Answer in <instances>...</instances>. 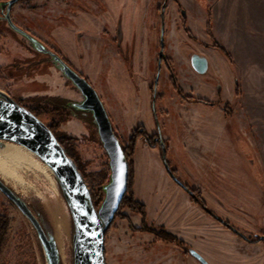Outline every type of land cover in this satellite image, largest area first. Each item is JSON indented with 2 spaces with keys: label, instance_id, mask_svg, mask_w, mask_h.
I'll return each instance as SVG.
<instances>
[{
  "label": "rangeland",
  "instance_id": "obj_1",
  "mask_svg": "<svg viewBox=\"0 0 264 264\" xmlns=\"http://www.w3.org/2000/svg\"><path fill=\"white\" fill-rule=\"evenodd\" d=\"M104 1L107 5L101 7L94 0L17 3L11 12L29 35L12 30L0 32V91L28 109L45 110L37 113L38 119L45 125H55L57 137L73 138L64 142L63 148L72 157L98 207L104 195L102 186L109 177L108 158L91 113L76 108L83 101L82 94L53 55L63 58L87 77L114 133L123 142L136 125L144 126L148 133H153L158 125L167 139L164 161L178 182L200 189L207 210L228 221L235 230L244 234L259 231L264 222V117L260 118L261 124L253 125L249 111L254 112V92H264L262 80H251L262 71L257 64L264 62V53L231 50L232 38L227 29L217 34V0H137L140 13L133 14L125 7L126 0L113 6ZM163 1L168 3L164 11L165 54L171 58L169 67L182 93L170 85L163 68L157 99L150 106L148 96L136 83L153 81L155 55L151 49L147 54L145 51L148 46L158 47L161 24L155 8ZM127 2L128 7H133L134 0ZM146 5L150 8L145 18ZM228 6L230 9L231 4ZM181 10L185 12L183 20ZM107 11L113 13L110 24L104 22ZM140 17L139 28L146 29L142 36L134 30ZM116 18L121 25L122 38L116 45L120 51L114 41ZM182 21L188 32L182 29ZM30 38L44 49L35 48ZM188 52L207 59V75L219 79L220 93L211 80H205L206 76L191 71ZM124 55L129 56L125 64ZM190 94L207 101L222 100L230 117L222 115L220 105L210 107L184 99ZM216 121L223 124L222 131L215 130ZM130 159L132 196L144 206L148 231L162 237L163 228L185 241L189 238L192 249L209 264L226 259L227 253L216 246L225 230L217 228V223L201 212L166 174L158 151L139 140ZM15 173L20 181H8L7 186L34 214L42 216L53 234L55 217L64 218L65 256L67 264H72L71 220L56 178L35 155L31 165L19 166ZM141 222L136 211L127 207L119 211L105 234L106 264H180V250L157 243L154 234L135 231ZM0 234V264H46L36 232L1 193ZM202 238L208 239L207 244Z\"/></svg>",
  "mask_w": 264,
  "mask_h": 264
},
{
  "label": "water",
  "instance_id": "obj_2",
  "mask_svg": "<svg viewBox=\"0 0 264 264\" xmlns=\"http://www.w3.org/2000/svg\"><path fill=\"white\" fill-rule=\"evenodd\" d=\"M16 1L11 0L7 10ZM6 18L8 19L7 15ZM31 41L35 46L36 41L34 39ZM53 56L59 68L82 94L83 101L76 108L91 113L99 141L108 158L109 177L102 186L104 195L101 203L98 207L94 206L90 191L76 164L66 154L47 125L26 107L19 105L1 91L0 142L16 144L33 153L56 178L71 220L72 264H106L105 233L127 190V162L94 90L57 56ZM190 64L200 75L205 74L208 68V61L202 55L193 54L190 57ZM0 193L29 221L42 246L46 264H60L54 234L44 231L36 214L1 178Z\"/></svg>",
  "mask_w": 264,
  "mask_h": 264
},
{
  "label": "flooded vegetation",
  "instance_id": "obj_3",
  "mask_svg": "<svg viewBox=\"0 0 264 264\" xmlns=\"http://www.w3.org/2000/svg\"><path fill=\"white\" fill-rule=\"evenodd\" d=\"M10 1L11 0H0V32L1 31L9 32L10 30H12L14 32H20L24 35H26V34L29 35L27 32H25L21 29L22 27H20L19 23L15 20V18L13 16V12H11L12 8L17 3L24 1V0H17L13 4H11L7 10V6H8V3ZM107 1L109 3L111 2V6H113L117 1H119L121 3L122 0H107ZM127 1L128 0L125 1V5H126L125 7H127L131 11V14L140 13L139 7L137 6V0H134L133 7H131V6L128 7ZM175 1L176 0H172V2H175ZM94 2L96 4V6H100V7L102 6V4L107 5L104 0H94ZM167 4L168 3L166 1L159 2L155 8L157 11V14L159 16V17H157V20L161 24V35L158 36V43H157L158 47H157V49L154 48V46H152L153 47L152 48L150 46L147 47V45H146L147 49H146L145 53L147 54L149 52V49H151L150 50L151 54L153 53L155 55L152 58V63L155 66V73H154L153 78L151 79L153 81L148 83L147 80H138L139 83H136V85L144 92L145 96H148V98H149L148 100H150L149 101L150 106H151V104H153L154 99H157L159 74L161 73V70L163 68H165L166 73H167L166 79L170 82V85L173 88H174V86L172 84V81L175 84V80H177L174 76V73L172 72V69L169 67V63L171 62V58L166 56V54H165L166 45L163 42L164 33H165L164 11L166 9ZM149 6L150 5H148V7H147V5H146V12L144 14L145 18H146V14L150 8ZM112 14L109 11H107L105 13V15H106V19L104 21L105 23L110 24ZM180 14H181L182 20H183L184 16H185V12L183 10H181ZM6 15L8 16V19L6 18ZM141 16H142V13H141ZM140 20H141V17L139 18V22L134 29L135 33L137 32L138 36H142L143 34L146 33L145 28H143V27L139 28L140 27ZM181 26L185 32H188V28L186 27V24L184 21H182ZM98 27H99V25H98ZM121 38H122L121 37V25H120V22L117 21V18H116V22L114 25V41H115V47L117 48V50H119V48L116 45L119 44V41L121 40ZM35 43H36L35 48H37L38 50H43L42 45L40 43H37V42H35ZM21 44L25 49H27V51H29L24 42H22ZM133 50H134V48L132 49V51ZM220 53H222V52L220 51ZM193 54L201 55V54L195 53V52L194 53L188 52L186 54L187 55L186 57L188 59L191 71L198 76H202V77L206 76L205 80H211L212 81L211 83L212 84L214 83V85L217 88L216 90L220 93L221 92V90H220L221 86L219 83V79L207 75L208 74V68H207L206 73L203 75L197 74L192 69L191 64H190V57ZM29 55H30V52H29ZM124 56L126 57L125 61H124V64H125L129 60V56H127V55H124ZM58 58L72 72H74L76 75H78L80 78H82L83 80H85L87 82V80H88L87 77L83 76L81 73H78L77 70H75V68L72 66L71 63L65 61L63 58L62 59L60 57H58ZM208 65H209V62H208ZM232 96H234V94H232ZM184 99H186L187 101H189L193 104H195V103L206 104L210 107H214L216 104L220 105V112L222 113V115H224L225 117H230V113L228 112L227 107L226 106L224 107V105H222V103H221L222 100L221 101L218 100L216 102L215 101H207V100H204L202 98L193 97L191 94L188 96H185ZM131 100L133 101V98H131ZM137 101H138V99H136V102ZM29 110L33 111L31 113H33L35 116H37V113L45 111L39 107L29 109ZM47 111H48V109H47ZM231 116H232V113H231ZM47 127L50 129L51 132H54V130L56 129V126L53 124H49V125H47ZM129 133H130L129 137H128V140L126 142H123L120 139V137L117 134H115L118 141H119L121 148L126 149V148H129V146L134 145V150H135L136 145L139 142V140H142L148 148L155 149L156 151H158L159 156L164 163L166 174L169 175V177L175 182V184L186 194V196L193 202V204H195V206L201 210V212H204L207 216L211 217L213 219V221H215L217 223L216 224L217 228L221 227L223 229V231L225 230L224 232H222V237L219 239V241L216 242V246L220 245L223 248H225L226 250L227 249L230 250L232 247L235 246V244L233 243V240L235 238L245 245H248V246L260 245L262 248H264V222L261 223V229L259 231L253 230V231H250V234L241 233L240 231L235 230L233 228V226H231L229 224L228 221H225L224 219L218 218L211 211L207 210V207H206V205L202 199L203 194H202V191L200 189H195L194 187H191V186H188V185H185L183 183L178 182L177 178L175 177L173 170H171L169 165L167 163H165V161H164L165 160V153H167V139L163 137L162 129H160L158 125H156V130L153 133H148L146 131L145 127L142 125H136L135 127H132V129ZM132 155H133V153H132ZM163 157H164V160H163ZM132 184H133V179H132ZM141 227H142V222H141V225H139V228H141ZM160 229L163 232V234H167L171 240H167L164 237H161L158 235L156 236L154 234V232L153 233L147 232V231H143V232H145L147 234H151L152 236L154 234L155 236H153V237L156 241H158L157 243L162 242V243L170 244V246L174 247L175 249L180 250L181 251L180 260H179L180 264H209L203 259V256L199 255L196 251H194L192 249L190 243L187 242V241H189V238H187V241H185L184 238L180 239L178 236L171 234V233H168L163 228H160ZM104 240H105V238H104ZM207 241H208L207 238H202V242L204 244H207ZM104 254H105V249H104ZM216 264H264V253L256 255V254H253L251 252V253H249L248 258L242 259L238 255H235L231 252H228L227 258L220 260L219 263H216Z\"/></svg>",
  "mask_w": 264,
  "mask_h": 264
},
{
  "label": "crops",
  "instance_id": "obj_4",
  "mask_svg": "<svg viewBox=\"0 0 264 264\" xmlns=\"http://www.w3.org/2000/svg\"><path fill=\"white\" fill-rule=\"evenodd\" d=\"M229 4H231L230 9ZM215 6L217 34L219 35L221 30L227 29L232 38L229 47L233 52L264 53V0H217ZM257 66L262 71L255 73L251 80L264 82V62H259ZM253 100L254 104L251 106L254 112L250 110L249 115L251 123L257 125L262 123L260 118L264 117V92H254ZM216 126V131H222L224 128L223 124H218L217 121ZM253 130L257 129L253 128ZM261 139V143L264 145V137ZM261 163L264 164V154H262ZM233 243L235 246L230 250H226L220 245L218 247L226 253L231 252L238 255L242 259L248 258L251 252L256 255L264 253V248L260 245L248 246L235 238Z\"/></svg>",
  "mask_w": 264,
  "mask_h": 264
},
{
  "label": "bare ground",
  "instance_id": "obj_5",
  "mask_svg": "<svg viewBox=\"0 0 264 264\" xmlns=\"http://www.w3.org/2000/svg\"><path fill=\"white\" fill-rule=\"evenodd\" d=\"M34 154L25 148L6 142H0V178L7 184L8 181L18 183L20 178L15 169L19 166H28L33 162ZM21 183V182H20ZM54 237L58 246L62 264H67L63 235L65 233V221L61 216L54 219Z\"/></svg>",
  "mask_w": 264,
  "mask_h": 264
},
{
  "label": "trees",
  "instance_id": "obj_6",
  "mask_svg": "<svg viewBox=\"0 0 264 264\" xmlns=\"http://www.w3.org/2000/svg\"><path fill=\"white\" fill-rule=\"evenodd\" d=\"M222 53H224V51L222 49H219ZM172 84L174 86V88L177 90L178 89V92L179 93H182L180 88H177L176 87V84H174V82L172 81ZM29 110V109H28ZM56 109H53L52 111H55ZM31 111V110H30ZM33 112V111H31ZM53 135L55 136L56 140L62 144V146L65 145L64 142H70L73 140V138L71 137H68V136H61V137H57L55 135L54 132H52ZM123 150V153H124V156H125V160L127 162V167H128V182H127V190H126V193L125 195L123 196L122 200H121V203H120V206H119V209L118 211L116 212L114 218L117 216V214L119 213V211L123 208V207H127L129 209H131L132 211H136L142 218V227L139 228V229H136L135 231H147V232H151L153 233L154 231L150 230L148 231V229L145 227V211H144V207L142 204H139L137 201H135L133 199V196H132V191H131V187H132V179H133V167H132V161L130 159V156L132 155L133 151H134V145H131L129 146V148H126V149H122ZM70 156V155H69ZM71 157V156H70ZM72 158V157H71ZM95 207H97V205H94ZM36 214V213H35ZM36 216L38 217V219L40 220L43 228H44V231L47 232V233H51V230L49 229L48 225L44 222L42 216L40 214H36ZM113 222V220H112ZM111 222V224H112ZM110 224V225H111ZM110 225L109 227L107 228L106 232L109 230L110 228ZM165 239L167 240H171L170 237L165 234L164 236ZM1 243H2V235L0 234V248H1Z\"/></svg>",
  "mask_w": 264,
  "mask_h": 264
}]
</instances>
